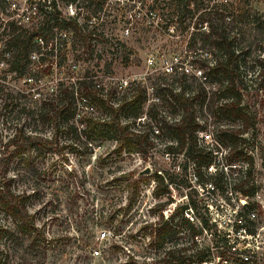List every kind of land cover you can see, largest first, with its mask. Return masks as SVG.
<instances>
[{
  "label": "rangeland",
  "instance_id": "obj_1",
  "mask_svg": "<svg viewBox=\"0 0 264 264\" xmlns=\"http://www.w3.org/2000/svg\"><path fill=\"white\" fill-rule=\"evenodd\" d=\"M100 2L101 0H72L71 3L64 0H0L5 5V12L0 11V23L6 18L5 14L23 13V23H26L25 17L34 22L33 15L39 9L46 18L56 16L57 13L75 18L84 30L81 34L77 33L73 48L66 45L65 60L60 66L55 67L58 60L52 61V68L47 76L29 83L6 72L7 58L6 55H1V44L5 37L0 28V144L5 143L13 130L22 125L24 131L33 129L47 139L52 137L53 132L49 126L24 118L25 112L35 109L29 93L35 88H41L45 93L54 88L58 81L68 84L71 80L80 78L105 85L107 90L123 81L127 86L140 83L145 90L146 101L141 108L137 120L139 122L135 124L137 128L138 123L146 121L143 120L148 110L152 114L171 117L168 109L155 107L158 104L153 101L156 94L163 93L157 91L161 75L147 67L145 60L148 57L155 61L176 59L175 73H182L180 69L188 71L184 79L187 90H194L203 82L200 71L187 63L188 59L184 56L188 53V39L197 32L192 30L190 24L204 10H198L193 16L184 14L181 25L175 23L164 30V23L154 16L158 13L165 15L171 10L160 2L149 6V0L143 5L128 0H105L101 3L99 19L91 18ZM211 6L216 11L224 6L234 12L240 9L241 13L247 6L264 14V0H212L208 2V8ZM152 7L156 10L148 13ZM128 15L141 17L143 24H138L135 29L130 24L125 25L124 20ZM41 18L42 15L37 14L36 21ZM90 30L93 33L91 40ZM199 31H203V28ZM86 32L89 38L83 43L79 36ZM99 33H102V38L98 37ZM252 42L253 47L258 49L254 50L255 53L264 49V43L259 44L255 39ZM192 49L195 53H200L198 44ZM201 85L205 90L211 89L205 84ZM121 91L117 90L118 96ZM250 93L252 94L251 91ZM257 95L245 98L248 111L255 119L253 130L244 135L245 146L253 163L250 182L258 186L252 198L241 197L229 190L231 179L228 169L225 170L220 161L222 151L217 154L214 166L211 165L212 169L198 168L192 163H185L182 155L165 154L164 147L175 144L168 138L157 136V132L153 130L148 139L150 147L144 155L115 154L112 152L114 142H89V130L83 132L74 123L72 129L58 132L53 137L52 152L44 156L31 153L27 158L24 156L11 160L7 173V177L12 180L11 188L15 193H25L28 213L32 215L39 235L34 244H29L25 238L19 237L14 224L6 220L13 233L8 246L9 258L7 262L0 259V264H155L164 250L148 246L149 230L144 229V225L155 222L159 214L164 219L175 208L190 202L196 208L194 215L197 220L207 215L218 231V239L209 238L204 233L198 237V242L209 250L207 264H264V98L260 92ZM4 98L7 101L4 102ZM23 110L25 112H21ZM88 113L96 118L101 115L95 108ZM195 115L198 119L205 117L204 104L196 109ZM139 129L147 130L145 127ZM209 130L210 128L199 134L198 145L202 142L212 143ZM204 136H208V139ZM231 167H235L233 172L236 174L245 169L243 163ZM214 169L223 173L221 189H213L208 184L202 185ZM145 170H148L147 174H143ZM154 174L162 177L164 185L161 188L162 194L157 199L152 196L156 185ZM120 178H125L126 182ZM129 198L133 202L127 210ZM157 205H163L161 212L156 211ZM244 205L249 207L246 209ZM246 212H253L255 217L249 219L248 214L245 216L247 222H242L245 232L235 230L233 222L237 219L236 215ZM110 216L112 220L108 221ZM190 216V211H183L182 218L190 220ZM246 230L251 231V234ZM236 231L244 237L237 236ZM102 233H105L104 238L100 237ZM178 236L177 246L172 244L174 248L187 243L181 233ZM222 239L234 242V248L247 247L249 252L220 261L218 256L226 249ZM94 251L98 254L94 255Z\"/></svg>",
  "mask_w": 264,
  "mask_h": 264
},
{
  "label": "trees",
  "instance_id": "obj_2",
  "mask_svg": "<svg viewBox=\"0 0 264 264\" xmlns=\"http://www.w3.org/2000/svg\"><path fill=\"white\" fill-rule=\"evenodd\" d=\"M64 1L72 2V0ZM104 1L101 0L97 4L91 18L99 19L101 3L103 4ZM128 1L143 5L148 0ZM149 1V6L160 2L171 10L165 15L158 13L154 16L164 23V30L175 23L181 25L184 14L193 16L198 10H204L195 18L194 23L190 24L192 30L197 32L188 39V53L184 57L188 59L187 63L194 65L200 71L203 78L201 84L211 89L205 90V87L199 84L194 90H187L184 83L186 75L183 73L161 76L157 91L163 93L156 94L158 104L155 107L168 109L171 111V117L152 114L148 110L143 120L146 121L143 124L138 123L137 128L135 124L139 122L137 120L146 101L145 90L139 84L128 85L119 96L117 85L107 90L105 85L94 84L84 78L71 80L68 84L58 81L54 88L45 93L41 88L30 90L35 109L30 112L21 111L25 112L24 118L49 126L53 134L47 139L33 129L24 131L22 125L13 130L5 143L0 144V259L2 261L7 262L9 258L8 246L13 233L6 220L14 224L16 233L19 237L25 238L29 244H34L39 235L33 217L28 213L25 193H15L11 188L12 180L7 177L11 160L24 156L27 158L31 153L44 156L52 152L53 137L58 132L72 129L74 123L79 125L83 132L89 130L87 137L89 142H114L115 147L112 152L115 154L144 155L150 147L151 143L148 139L153 130L157 132V136H163L174 142V146L164 147L165 154L182 155L185 163H192L198 168L212 169L211 165L214 166L217 154L222 151L223 156L220 161L222 167L228 169V176L231 179L229 190L247 199L252 198L257 192L258 186L250 182L253 163L244 138L248 131L253 130L255 119L248 111L245 98L258 96V92L264 98V49L255 53L254 50L258 49L253 47L252 42L255 39L259 44L264 43V14L247 6L243 9V13L240 9L234 12L225 9L224 6L216 11L212 9L213 6L208 8V2L212 0ZM4 10L5 5L0 3V11L5 12ZM154 10L156 9L152 7L148 13ZM37 14L42 15L40 21H36ZM23 15L5 14L6 18L0 23L5 37L1 44V55H6L5 64L8 74L34 83L49 74L52 61L58 60L57 63L55 62V67L60 66L65 60L66 45L69 44L70 48H73L77 33L81 34L84 30L75 18L60 13L46 18L37 9L33 15L34 22H31L29 17H25L26 23L22 22ZM141 19L139 16L128 15L124 22L125 25L130 24L131 28L135 29L138 24H143ZM202 28L203 31H199ZM250 33H253V36L249 37ZM92 35L90 30V40ZM79 37L85 43L89 38L88 32L82 33ZM98 37L102 38V33H99ZM196 44L200 53H195L192 49ZM203 104L206 115L198 119L195 115L196 109L201 108ZM93 108L100 111V117L96 118L88 113V111L92 112ZM138 127H145L147 130H140ZM209 128L212 143L202 142L198 145L199 134ZM237 163L245 165V169L240 174L233 172L236 166L231 167ZM208 176L202 185L208 184L213 189H221L223 173L214 169ZM153 180L156 185L152 190V196L157 199L161 196V188L164 185L160 175L154 174ZM124 181L126 182V179ZM129 186L135 187V185ZM132 202L133 199L129 198L127 210ZM155 208L157 212H161L163 205H157ZM186 210L192 214L190 220L182 218V213ZM195 210V206L190 202L175 208L164 219L159 214L155 222L144 225V229L149 230L148 246L164 250L155 264H207L209 250L198 242V237L204 233L209 238L218 239L216 238L218 231L215 223L211 222L207 215L197 220L194 215ZM248 213L236 215L237 219L233 222L235 230L245 228L242 222H247L244 218ZM107 220L111 221L112 216ZM246 232L251 234V231L246 230ZM180 233L187 243L185 246L174 248L172 244L176 245ZM222 242L224 246L226 245V249L218 256L220 261L249 252L247 247L234 248L235 243H229L227 239H222Z\"/></svg>",
  "mask_w": 264,
  "mask_h": 264
},
{
  "label": "built area",
  "instance_id": "obj_3",
  "mask_svg": "<svg viewBox=\"0 0 264 264\" xmlns=\"http://www.w3.org/2000/svg\"><path fill=\"white\" fill-rule=\"evenodd\" d=\"M145 63H146L148 68H153V71L157 72L161 76H170V75L175 74V66L177 64V61H176V59H174L173 61H169L166 59H161L159 61H155L152 57H148L145 60ZM180 72H182L184 74L188 73L187 69H180ZM198 74H199V72H198ZM137 84H140V83H137ZM116 85H117V90L121 91V90L126 88L127 83L125 81H123V82L117 83ZM153 101H157V99H155ZM204 137L208 139V136H204ZM254 217H255V214L253 212L248 213L249 219H253ZM241 230L244 231L243 229H241ZM236 234H237V236H240L241 238L244 237V236L240 235V232H238V231H236ZM104 236H105V233H102L100 237L104 238ZM97 254L98 253L94 251V255H97Z\"/></svg>",
  "mask_w": 264,
  "mask_h": 264
},
{
  "label": "water",
  "instance_id": "obj_4",
  "mask_svg": "<svg viewBox=\"0 0 264 264\" xmlns=\"http://www.w3.org/2000/svg\"><path fill=\"white\" fill-rule=\"evenodd\" d=\"M148 173V170H145L143 174H147Z\"/></svg>",
  "mask_w": 264,
  "mask_h": 264
}]
</instances>
